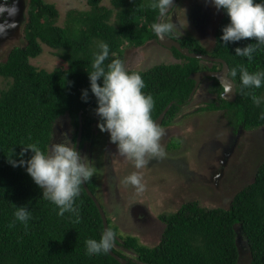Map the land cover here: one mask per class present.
Returning <instances> with one entry per match:
<instances>
[{
    "label": "trees",
    "instance_id": "trees-1",
    "mask_svg": "<svg viewBox=\"0 0 264 264\" xmlns=\"http://www.w3.org/2000/svg\"><path fill=\"white\" fill-rule=\"evenodd\" d=\"M155 2L111 0L113 7L110 8L103 5L102 0H87L88 10H69L65 26H60L56 24L60 13L54 3L30 0L27 43L13 47L6 60L0 61V76L12 79V83L0 91V264H121L109 252L87 254L85 242L90 238L99 240L104 225L95 202L83 185L80 195L75 198L74 206L81 217L80 222L75 223V214L65 212L60 216L59 208L43 198V190L25 166L13 167L9 161L21 159L19 154L23 147L32 143H37L47 154L53 140L54 124L59 118L71 120L75 129L72 137L76 142L81 115V145L87 141L95 143L94 125L101 120L93 115L98 103L91 91L89 72L93 70L98 44L103 41L109 45V56L104 62L106 67L116 58L124 61L126 41L141 46L149 39H156L151 30L159 15V10L151 7ZM255 2L264 3V0ZM221 10L223 16L216 28L210 54L225 59L230 71L237 69L233 78L237 97L234 102L222 99L223 87L213 78L222 103L220 107L227 109L235 132L242 128L254 129L264 125V119H261L264 84L260 88H244L239 66L244 65L250 73L264 71V45L253 53L250 62L247 57L237 56L236 47L256 41L241 40L225 45L220 38L230 18L226 10ZM180 40L193 52L207 53L204 45L192 36ZM42 42L58 50L67 67L47 71L33 65L30 58L41 54ZM173 50L181 62L129 70L142 76L145 82L142 91L153 97L151 117L154 121L169 102L174 101V104L166 118H173L190 103L188 98L195 85L190 75L204 65L198 58L187 57L176 48ZM216 67L217 64L213 66ZM99 83L103 84V78ZM85 89L88 90L87 101L82 99ZM247 93L260 97V105H255ZM215 108L216 100H213L202 109ZM178 146L171 143V147ZM32 155L29 149L23 158L27 160ZM86 182L95 193L98 188L95 175ZM20 206H25L31 213L27 227L14 216ZM159 217L166 223L161 244L147 248L136 238H130L127 244L138 253V258L129 264H238L237 226L250 247V264H264V161L255 180L234 195L228 208H206L193 200L176 212ZM14 220L15 226L10 228L9 224ZM109 228L117 233L118 228L111 220ZM112 250L122 255L114 246Z\"/></svg>",
    "mask_w": 264,
    "mask_h": 264
},
{
    "label": "rangeland",
    "instance_id": "rangeland-1",
    "mask_svg": "<svg viewBox=\"0 0 264 264\" xmlns=\"http://www.w3.org/2000/svg\"><path fill=\"white\" fill-rule=\"evenodd\" d=\"M45 1L54 3L58 8L60 14L56 24L60 26H65L69 10L85 11L90 8L87 0ZM29 4L30 0H26L25 17L19 15L22 17L20 24L17 22V34L12 35L16 30L13 28L8 31L7 36L0 38V61L6 60L13 47L27 43L24 29L28 21ZM102 4L113 7L111 0H102ZM194 7L200 10V14L193 13ZM222 16V10H217L212 0H178L163 21L172 23L179 34L186 32L197 38L208 52L215 44V30ZM124 44L128 68L149 69L159 64L175 62L176 58L181 59L173 49H165L153 43L146 50V45L136 47L127 41ZM57 51L42 43V53L30 61L38 69L47 71L67 67ZM143 61L144 67L140 65ZM8 85L10 79L0 76V91ZM206 86L199 88L190 103L182 107L173 126L162 127L165 134L160 143L164 155L149 158L141 169H136L134 162L120 156L117 145L110 140V133L102 132L98 123L94 125L97 143L92 151L90 143L87 144L89 152H85V156L88 158L89 154L93 155L92 165L88 164L95 168L94 174L97 176L98 191L95 196L111 224L119 227L116 234L120 239L135 221L131 210L135 206H141L142 202L149 204L144 206L143 213H147L152 222L160 223L158 217L162 213H174L183 204L193 200L206 208H228L234 195L254 179L258 166L264 161V125L249 130L242 128L235 132L227 113L221 110H201L216 97L215 92L209 91L208 83ZM72 124L69 118L56 120L48 152L54 143L64 139L73 147ZM172 137L180 138L178 148L168 147L170 140H175ZM133 172H139L143 177L140 189L123 183L124 178ZM151 221L148 224L141 223L139 230H133H138L134 237L139 244L144 243L145 233L154 231L155 226ZM162 226L160 223L155 228L157 235H161ZM242 254L239 264H250L248 250H242Z\"/></svg>",
    "mask_w": 264,
    "mask_h": 264
},
{
    "label": "clouds",
    "instance_id": "clouds-1",
    "mask_svg": "<svg viewBox=\"0 0 264 264\" xmlns=\"http://www.w3.org/2000/svg\"><path fill=\"white\" fill-rule=\"evenodd\" d=\"M212 2L217 10H226L227 16L230 18V23L223 27L220 38L225 45L241 40L254 39L256 41V43L235 48L237 56L247 57L250 62L253 53L261 45H264V3H256L255 0H212ZM18 3L19 0H3V3H0V17L3 18L0 20V38L7 36L9 30L17 27L15 17L19 14ZM151 7L158 9L161 17L160 22L151 25V30L156 36L163 39L174 30L172 23L163 21V17L173 7V0H156L155 3L151 4ZM158 37L156 38L157 41ZM147 41L143 45H146ZM124 47V61L116 58L105 67L104 62L109 56V45L103 41L98 44L99 51L95 53L92 62L93 70L89 72L91 91L98 103L93 115L96 118L100 117L101 121L97 120L96 122H99V129L102 132L110 133V140L117 145L120 156L134 162L136 169H141L149 158L164 155L160 141L165 132L151 117L154 100L150 94L146 95L142 91L145 87L142 76L138 72L129 71L130 69H144L127 67ZM143 64L144 61L140 65L144 67ZM239 71L244 88H260L264 84V71L250 73L244 65L239 66ZM236 75L237 69L232 68L230 76L234 78ZM101 78H103L102 85L99 83ZM11 83L12 79H10ZM226 91L230 92L231 88L229 87ZM247 94L251 95L255 105H260V97L254 93ZM87 98L88 90L85 89L82 99L87 101ZM261 119H264V113H261ZM81 123L80 132L79 118L78 136L80 134L82 141V117ZM73 131H75L74 128ZM95 136L97 135L95 134ZM97 138L94 140L95 143L93 141H87V143L92 142V145H95ZM29 149L33 155L26 160L23 157ZM19 155L21 159L9 161L12 166H25L27 173L43 190V198L50 200L59 208L58 215L63 216L65 212L73 213L76 216L74 222L79 223L81 217L78 208L74 206L75 198L80 195L81 185L90 180L95 173V168L87 163V157L81 156L67 139L54 143L47 154L38 147L37 143H32L24 146ZM142 179L143 177L139 172H133L124 178L123 183L131 184L140 189L142 188ZM14 216L16 220L24 223L27 227L31 213L25 206H20L16 208ZM14 226L15 220L9 224L10 228ZM115 239L116 233L111 228H106L99 240L90 238L85 242L87 254L89 256L107 254L113 248Z\"/></svg>",
    "mask_w": 264,
    "mask_h": 264
},
{
    "label": "flooded vegetation",
    "instance_id": "flooded-vegetation-1",
    "mask_svg": "<svg viewBox=\"0 0 264 264\" xmlns=\"http://www.w3.org/2000/svg\"><path fill=\"white\" fill-rule=\"evenodd\" d=\"M26 4V0H19V3H18V7H19V14L15 17V20L17 21V22H19L20 23V20H21V17L22 16H19V15H22V13H21V7L23 6V5H25ZM173 10V9H172ZM171 10V11H172ZM170 11V12H171ZM169 12V13H170ZM193 13L195 14V15H198V14H200V10L199 9H196V7H194V11H193ZM166 16V15H165ZM164 16V17H165ZM18 18V19H17ZM164 19V18H163ZM178 31V30H177ZM176 31V29L174 28V30H173V32H171V33H169V34H167V35H169V36H171V37H173V38H175V39H177L180 43H181V40L180 39H182V38H184V37H189V36H192V35H187L186 34V32H184L183 34H179L178 32ZM186 34V35H185ZM192 37H194V36H192ZM195 38V37H194ZM197 39V38H196ZM198 40V39H197ZM199 41V40H198ZM155 44V45H159V46H161V47H163V48H165V49H174V48H168V47H165V46H163V45H161L158 41H157V39H155V38H152V39H150V40H148L147 41V44H146V47H145V50L146 49H148V48H150V44ZM181 45H182V43H181ZM183 46V45H182ZM183 47H187V46H183ZM189 48V47H188ZM190 49V48H189ZM210 52L211 51H208L207 53H205V54H209V55H211L210 54ZM138 56V53H136V57ZM212 56V55H211ZM216 57V56H215ZM199 59V58H198ZM181 60L182 59H177L176 58V61L174 62H170L169 64H174V63H179V62H181ZM200 60H202L203 61V63H204V65H202V68L200 69V70H198V71H196V72H199V71H205V70H207V71H217V70H220L221 68H222V64L221 63H218V62H214V61H207V60H205V59H200ZM215 64H217V67L214 69L213 68V66L215 65ZM218 64H220V66H218ZM196 72H193V73H196ZM192 73V74H193ZM230 73V72H229ZM230 76V75H229ZM191 78V77H190ZM213 78H216V77H213V76H205L204 78H202L201 79V81L199 82V86H198V88L196 89V91H195V94H196V92H197V90L199 89V88H201V87H207L206 85H207V83H208V88H209V91H211V92H215L214 94L216 95V97L215 98H213L210 102H209V104L213 101V100H216V105H217V108H215V109H213V110H209V111H219V110H221L222 112H225V113H227V109H225V108H222V107H220L221 106V102H220V97L222 98V99H224L223 97H222V94H223V92H224V87H223V91L221 92V94H220V97L217 95V92H216V87H215V84H214V79ZM192 79V78H191ZM207 79H209V80H207ZM217 79V78H216ZM233 79V78H232ZM194 80V79H193ZM218 80V79H217ZM195 81V80H194ZM210 83V84H209ZM220 83V82H219ZM195 84H196V81H195ZM194 87H195V85H194ZM193 87V88H194ZM193 90V89H192ZM192 92V91H191ZM191 94V93H190ZM195 94L193 95V97H192V99L194 98V96H195ZM192 99H190L189 100V98H188V101H191ZM225 100V99H224ZM227 101V100H226ZM171 102H173V104H174V101H171ZM170 103V102H169ZM168 103V104H169ZM173 104H172V106H173ZM171 106V107H172ZM187 106V105H186ZM201 110H206V109H201ZM94 111H96V109H94ZM163 112V111H162ZM161 112V113H162ZM168 112H169V110H168ZM167 112V113H168ZM180 112H181V110H180ZM179 112V113H180ZM160 113V114H161ZM167 113L164 115V117H163V119H162V121H161V123H160V127L162 128V127H166V128H168V127H171V126H173L174 124V120H176V117H177V115L179 114H177V115H175L173 118H166V115H167ZM159 114V115H160ZM158 118V117H157ZM156 118V119H157ZM155 119V120H156ZM230 122V121H229ZM231 124V123H230ZM232 125V124H231ZM233 126V125H232ZM233 128H234V126H233ZM238 131V130H237ZM110 135V134H109ZM172 138H175V140H170V142L168 143V147L169 148H175V147H171V143H177V144H179V146H180V144H181V142H180V138H178V137H172ZM72 142H73V147H75L76 148V146H77V142H74V140H73V137H72ZM82 142V141H81ZM81 142H80V144H79V153L81 154V156H85V152H89L88 151V149H87V142H85L84 144H82L81 145ZM178 146V147H179ZM90 150L92 151L93 149H95V145H92V142L90 143ZM177 147V148H178ZM90 156H88V160H87V163H90L91 165H92V162L94 161V158H93V155L92 154H89ZM95 175V174H94ZM95 177H96V181H97V176L95 175ZM98 184V183H97ZM96 191H98V188H97V190ZM96 191H95V193H96ZM94 193V192H93ZM94 193V194H95ZM145 199V198H144ZM144 206H149V204L147 203V202H142V204H141V206H135V207H133V209L131 210V213H132V215L133 216H135L134 217V219H135V221L132 223V225L129 227V230H128V232L123 236V237H121V239H120V237L118 236V234H116V240L117 241H115V243H114V247L116 248V249H118V250H121V252H122V255H121V257H123L125 260H126V264H129L130 262H132V261H136L137 260V258H138V253H136V251L134 250V248H132L131 246H128V244H127V241L130 239V238H136V237H134L135 235H136V233L135 232H137L139 229H138V227H139V225L141 224V223H145V224H148L151 220H150V217H149V215L147 214V213H143V211H144ZM180 209V208H179ZM165 211V210H164ZM168 213H171V212H164V213H162L161 215L162 216H164V215H166V214H168ZM108 218V217H107ZM158 219H159V221H160V223H163L164 224V226H162V227H160V230H162V233L164 232L163 230H164V227H165V221H164V219H163V217L162 218H160V217H158ZM109 221V220H108ZM152 222V221H151ZM152 223H154V231L152 232V233H145L144 234V238H145V240H144V245L145 244H147V245H149L147 248H156V247H158L160 244H161V242H162V239H163V235H162V233H161V235H159V233H158V235H157V231L155 230V228H158V226H159V222H152ZM117 226V225H116ZM161 226V225H160ZM143 227V226H142ZM117 228H119L118 226H117ZM136 229H138L137 231H133V230H136ZM143 232H146L144 229H143ZM123 238V239H122ZM137 239V238H136ZM137 241H138V239H137ZM142 244V245H143ZM119 255V254H118ZM120 256V255H119Z\"/></svg>",
    "mask_w": 264,
    "mask_h": 264
},
{
    "label": "water",
    "instance_id": "water-1",
    "mask_svg": "<svg viewBox=\"0 0 264 264\" xmlns=\"http://www.w3.org/2000/svg\"><path fill=\"white\" fill-rule=\"evenodd\" d=\"M177 1L178 0H173V7L171 9H169V12L174 8V6L176 5ZM24 6H26V4L21 7V13L25 17V9H26V7H24ZM28 11H29V7H28ZM28 17H29V13H28ZM160 20H161V17H160V14H159L157 22H160ZM18 24H20V23L18 22ZM20 30H21V28H20ZM17 32H18V29L16 28L15 32H12V35L15 36L17 34ZM158 42L161 45L165 46V47L176 48L177 50H179L182 54H184L187 57L205 59L207 61H214V62H218V63L222 64V68L220 70H217V71H207V70H205V71H199V72H196V73H193V74L190 75V77L196 81V84H195V87L193 88V90H192V92H191V94L189 96V99H192L193 95L195 94L196 89L199 86V82L201 81L202 78H204L205 76H213V77H216L218 79V81L220 82V84L224 87V92L222 94V97L225 100L229 101V102H234L236 100V97H237V86H236L235 81L229 76L230 67H229V64L227 63V61L225 59L219 58V57H215V56H211V55L205 54V53L193 52L188 47H183L181 45V43L177 39H175V38H173V37H171L169 35H166L165 38H163V39L158 37ZM229 87L231 88L230 92L226 91V89H228ZM172 104H173V102H170L166 106V108L163 110V112L155 120V122L158 125H160L164 115L171 108ZM81 129H82V123H81V115H80V132H81ZM80 141H81V136L79 134V136L77 138V141H76L77 142L76 150L78 152H79ZM259 166H258V168H259ZM258 168H257V171H258ZM255 177H256V174H255ZM255 177L252 180V182L255 180ZM82 185L85 188V190L87 191V193L89 194V196L92 197L93 201L95 202V204H96V206H97V208H98V210H99V212L101 214V217H102V220H103V225H104V230L106 228H109V221H108V218L106 216V213H105V210H104L103 206L98 201V199L95 196V194L90 190L87 182H84ZM236 230H237L236 243H237L238 250H239V257H238V264H239V262L242 260L241 258L243 256L242 250H244V251L248 250V253L250 255V260H251L252 257H251L250 247H249L247 241L244 239L242 233L240 232V229L236 228ZM109 253L114 258H116L121 264H126V260L123 257L119 256L117 253H115L112 249L109 251Z\"/></svg>",
    "mask_w": 264,
    "mask_h": 264
}]
</instances>
